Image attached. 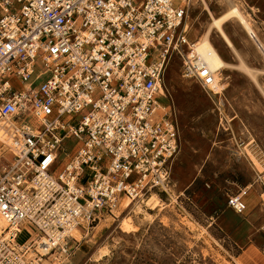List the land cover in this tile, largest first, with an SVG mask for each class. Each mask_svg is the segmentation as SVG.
I'll list each match as a JSON object with an SVG mask.
<instances>
[{"label":"built area","instance_id":"built-area-1","mask_svg":"<svg viewBox=\"0 0 264 264\" xmlns=\"http://www.w3.org/2000/svg\"><path fill=\"white\" fill-rule=\"evenodd\" d=\"M193 5L0 0V119L22 137L0 156V264L70 259L77 228L87 236L122 199L170 193L181 136L167 65L179 59L210 96L221 82L186 30ZM250 189L227 206L244 214Z\"/></svg>","mask_w":264,"mask_h":264},{"label":"rangeland","instance_id":"rangeland-1","mask_svg":"<svg viewBox=\"0 0 264 264\" xmlns=\"http://www.w3.org/2000/svg\"><path fill=\"white\" fill-rule=\"evenodd\" d=\"M233 5L252 16L264 46V0H194L191 36L206 31L211 13L220 15ZM225 29L235 49L216 29L212 33L217 49L233 64L223 71L222 94L210 96L195 80L182 78L179 59L167 65L165 80L181 136L170 193L153 192L128 209L122 207L128 198L122 199L115 215L106 213L81 239L71 264H264L258 181V174L264 176V52L238 21H229ZM245 186L251 188L248 209L237 214L227 206V196ZM153 194L165 208L151 209L147 203ZM125 217L134 221L124 223ZM27 237L26 231L20 241ZM102 250L107 255L99 258Z\"/></svg>","mask_w":264,"mask_h":264},{"label":"bare ground","instance_id":"bare-ground-1","mask_svg":"<svg viewBox=\"0 0 264 264\" xmlns=\"http://www.w3.org/2000/svg\"><path fill=\"white\" fill-rule=\"evenodd\" d=\"M244 9V8H243ZM239 5H233L228 7L223 13L220 15H214L211 13V21L206 29V31L198 37V44L196 47V51L202 55L205 60L208 62L210 67L214 70L218 71V74L216 75L217 81H221L220 84H218V87L215 88L216 94L220 95L223 93V78L222 74L225 69L233 67V64L229 63L221 54V52L217 49L215 44L212 41V33L216 31L219 33L220 37L222 40L227 44V46L231 49H235V45L228 34V32L225 29V24L228 23L229 21L236 20L241 24V26L244 28V30L247 32V34L252 38L254 41L257 42L259 48H261V51L264 52V46L258 39L257 32L254 28L253 24V19L252 16L247 13L245 10H243ZM246 9V8H245ZM193 26V23L191 20L188 21L186 25V30H190ZM242 69L244 71H247L251 73L250 69L243 64H240ZM255 77V76H254ZM22 142V137L20 134L15 133L12 136H8L6 130H5V124L4 122L0 119V156L5 155L9 157L13 152H18L20 148V143ZM250 160L253 162V164L256 167L262 166L260 161L255 157L254 154H250ZM258 169H261L259 168ZM264 172V171H261ZM250 187V186H249ZM156 194H153L150 199L148 200V203L151 206V209H163L165 208L164 203L162 204ZM147 200V199H146ZM132 204L131 200H123V205L124 208H129L130 205ZM149 206V207H150ZM140 207V206H139ZM138 213V212H137ZM134 220L131 217H125L124 223H129L133 222ZM5 222L0 216V226H4ZM73 235L76 238H81L82 235L79 231V228L74 230ZM100 250V249H99ZM110 252V251H109ZM98 253V252H97ZM107 255L106 250H102V252L98 255L99 258H102L103 256ZM97 257V258H98ZM96 258V256H95ZM98 258V259H99ZM70 260V259H68ZM66 260H60L59 258L57 260H54L51 262L49 259L44 260V264H66Z\"/></svg>","mask_w":264,"mask_h":264},{"label":"crops","instance_id":"crops-1","mask_svg":"<svg viewBox=\"0 0 264 264\" xmlns=\"http://www.w3.org/2000/svg\"><path fill=\"white\" fill-rule=\"evenodd\" d=\"M249 196H251V192H249V194H248V196L246 197V201H247V203H248V200H249ZM259 199H260V194H259ZM80 231V233H81V230H79ZM81 235H82V233H81ZM83 238V235H82V237L81 238H78V239H82ZM76 253H77V251H76ZM75 253V254H76ZM65 262H66V264H71V262L68 260V258H65Z\"/></svg>","mask_w":264,"mask_h":264},{"label":"trees","instance_id":"trees-1","mask_svg":"<svg viewBox=\"0 0 264 264\" xmlns=\"http://www.w3.org/2000/svg\"><path fill=\"white\" fill-rule=\"evenodd\" d=\"M220 51V50H219ZM223 56V55H222Z\"/></svg>","mask_w":264,"mask_h":264}]
</instances>
